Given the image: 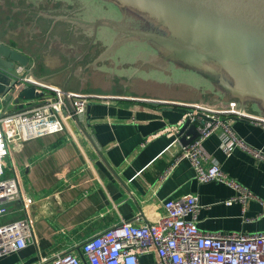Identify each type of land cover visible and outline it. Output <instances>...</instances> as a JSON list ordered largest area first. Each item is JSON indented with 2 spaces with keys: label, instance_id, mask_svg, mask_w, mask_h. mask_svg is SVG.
<instances>
[{
  "label": "crops",
  "instance_id": "1",
  "mask_svg": "<svg viewBox=\"0 0 264 264\" xmlns=\"http://www.w3.org/2000/svg\"><path fill=\"white\" fill-rule=\"evenodd\" d=\"M37 15L50 25L66 21L69 37L76 39L79 29H73L71 22L78 21L68 17L78 15L51 11H39ZM22 22L19 29L11 24L10 34H15L16 39L0 40L29 54L32 60L24 69L18 64L14 70L0 65V110L13 112L39 104L44 95L54 93L46 85L97 95L100 100H91L90 113L87 109L79 118L80 123L69 118L63 131L12 146L6 171L8 175H19L22 195L9 205L11 212L1 217L0 223L29 216L33 220L34 237L26 247L1 256L0 264H46L59 253L80 254L82 245L90 238L123 221L155 222L163 213L165 200L190 193L199 196L201 229L225 233L264 231V159L249 149L238 146L232 154H227L220 134H212L203 143L208 156L205 166L212 159L217 160L226 174L251 192L246 202L227 204L226 200L237 191L222 182L199 181L187 159L169 171L185 147L175 129L165 131L185 117L173 108L174 103L189 105L185 102L194 103L197 100L193 96L204 97L205 92L191 91L182 98L127 91L123 87L117 90L116 77L99 67L102 60L128 43L116 46L117 32L101 27L96 42L87 51L93 28L80 32L78 41H64L52 35L43 40L33 39L34 34L22 28L27 21L23 19L19 26ZM136 45L141 49L139 54L144 64L165 69L156 61L153 48L146 43ZM21 70L43 88L41 96L32 101L21 99L23 106L19 107L8 104L10 95L4 93L12 77H21ZM210 87L207 91L216 103L198 101L209 108H228V99ZM250 105L246 110L254 119L236 117L233 128L250 148L264 154V116ZM198 111L207 113L206 109Z\"/></svg>",
  "mask_w": 264,
  "mask_h": 264
},
{
  "label": "built area",
  "instance_id": "2",
  "mask_svg": "<svg viewBox=\"0 0 264 264\" xmlns=\"http://www.w3.org/2000/svg\"><path fill=\"white\" fill-rule=\"evenodd\" d=\"M21 69H24L21 67ZM22 71V70H21ZM25 76V77H24ZM20 79L29 85H42L21 72ZM53 95H44L39 104L28 109L3 112L0 110V218L11 212L10 204L22 195V184L17 173L7 174L8 158L15 143L63 131L69 118H81L93 94L64 90L46 85ZM209 118L200 126V135L185 146L170 169L181 160H189L201 182H222L237 194L227 204L246 200L251 192L230 177L217 160L208 167L204 141L212 134H220L227 154L238 146L249 149L256 157L262 151L250 148L233 128L236 117L254 119L246 109L231 101L224 109L202 108ZM177 129L170 126L165 131ZM168 171V173H169ZM163 213L152 223L123 221L87 240L80 250L56 254L46 264H264V231L225 233L201 229L199 196L194 193L164 201ZM33 220L27 217L0 223V257L16 252L33 241Z\"/></svg>",
  "mask_w": 264,
  "mask_h": 264
},
{
  "label": "water",
  "instance_id": "3",
  "mask_svg": "<svg viewBox=\"0 0 264 264\" xmlns=\"http://www.w3.org/2000/svg\"><path fill=\"white\" fill-rule=\"evenodd\" d=\"M121 13L119 18L69 19L93 28L87 51L96 42L101 27L118 33L115 45L143 41L155 50V59L204 78L228 100L246 109L255 105L264 116V0H101ZM32 57L0 40V65L27 68ZM31 76V75H30ZM29 77V76H26ZM38 85L12 77L4 95L8 104L22 107L42 95ZM92 102L88 104L90 113ZM185 117L175 131L184 146L200 135L209 118L189 104L174 103ZM79 121V118H76Z\"/></svg>",
  "mask_w": 264,
  "mask_h": 264
},
{
  "label": "rangeland",
  "instance_id": "4",
  "mask_svg": "<svg viewBox=\"0 0 264 264\" xmlns=\"http://www.w3.org/2000/svg\"><path fill=\"white\" fill-rule=\"evenodd\" d=\"M4 4L10 6L8 9L9 12L4 11L7 8L6 6L3 7ZM39 11H51L53 14L75 13L76 16H82L86 19H96L105 16L119 18L121 16L117 8L101 0H0V17L4 13V16L8 18L6 24H0V39H8L9 41H12V38L16 39L14 36L15 34H10L11 32L13 33L12 25L19 29L24 23L22 22L19 26V23L23 19L27 21L25 22L27 25H24L22 28L25 27V29H29V33L34 34L33 39L44 40L47 36H59L63 38L64 41H78L81 38L80 32L82 31L79 30L77 31L78 33L75 34L76 39L70 38L68 35L69 27L67 23H65L66 21L63 20L58 23V26H64L63 30L53 29L56 25H53L51 29H49V26H51L49 25L50 22L48 20L43 21V19L37 15ZM7 12L8 14H6ZM11 12H15L16 15L12 16ZM38 32H41V34L36 35ZM100 43L102 47H104L103 42L100 41ZM135 43L146 42L129 41L113 52L107 60H102V64L99 66L101 69L107 70L110 76L113 75L116 77V84L114 85L117 90L118 87H123L126 88L127 91H145L157 93L166 97H182V95L191 93V91L196 92L200 90L201 92H205L203 96L206 98L194 95L195 97L193 96L192 99L197 100L196 102L185 103H190L193 106L198 105L202 108L208 107L198 100L209 104L216 103V100L210 96L211 92L207 91V88L211 87L204 78L191 71L179 69L174 65L167 66L164 70H160L148 64H144L143 58L139 54V50L141 49ZM35 45L37 44H32V46ZM231 101L237 102L236 100H228V103ZM237 103L240 105L239 102ZM250 106L252 109H258L253 104Z\"/></svg>",
  "mask_w": 264,
  "mask_h": 264
},
{
  "label": "flooded vegetation",
  "instance_id": "5",
  "mask_svg": "<svg viewBox=\"0 0 264 264\" xmlns=\"http://www.w3.org/2000/svg\"><path fill=\"white\" fill-rule=\"evenodd\" d=\"M4 6H6L7 8H6V10H4V11H8L9 12V8H10V6H8V5H6V4H4L3 5V7ZM8 12L6 13V14H8ZM11 14H12V16H14V15H16V13L15 12H11ZM5 14L3 13V15L0 17V24H6V21H8V18L7 17H5L4 16ZM70 15H75V13H71ZM43 21H45V19H43ZM61 22V21H60ZM71 24L73 25V29H79V31H90V30H92V27H89V26H87V25H84V24H82V23H80V22H71ZM50 25V24H49ZM54 25H56V27L55 28H53V29H60V30H63V27L64 26H58L59 24H58V22H56ZM53 25H51V26H49V29H51V27H52ZM68 30V29H67ZM151 63H155L154 61H152L151 60ZM162 66H163V68H165V67H169L171 64H167V65H163V64H161ZM172 66V65H171ZM223 97H225V98H227L226 96H223ZM237 101V100H236Z\"/></svg>",
  "mask_w": 264,
  "mask_h": 264
}]
</instances>
